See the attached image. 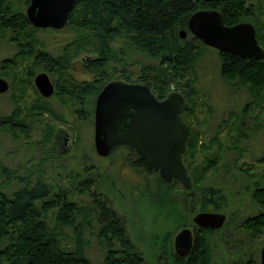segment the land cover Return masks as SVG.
Segmentation results:
<instances>
[{"label":"trees","instance_id":"16d2710c","mask_svg":"<svg viewBox=\"0 0 264 264\" xmlns=\"http://www.w3.org/2000/svg\"><path fill=\"white\" fill-rule=\"evenodd\" d=\"M28 4L29 0H0V37H8L15 47L12 57L2 59L1 73L2 69L11 68L19 60L25 75L12 96L16 103L14 109L7 116L0 113L1 128L17 138L19 133L27 132L28 115L35 117L46 113L62 120L47 101L38 96L28 105L18 106L17 103L25 99H22L25 88L36 93L32 82L37 70L58 77L54 95L62 100L67 97L69 102L76 100V113L84 119L93 118L96 96L111 80L145 84L157 99L171 91L179 92L183 97L180 115L188 125V137L181 155L190 178L188 189L176 180L162 181L157 172L137 158L128 145H118L110 154L121 147L127 154V166L142 174L144 185L126 186L129 192L144 198L143 211L154 215L164 212V221L171 222L169 229L161 231L164 225L158 226L161 232L151 235L154 253L163 259L156 260L155 264H212L213 253L219 249L223 251L222 246L227 247L230 242L221 233V227L229 220L219 228L191 224L192 242L185 256L176 255L170 243L174 228L184 227L192 213L226 209L229 194L224 192L225 183L205 185L202 182L208 172H217L220 165L226 172L229 167L236 169L235 160L230 165L221 164L219 147L215 148V135L207 141L198 139L195 64L203 52V44L188 32L186 21L198 9H214L219 12L224 25L250 22L255 30V39L264 51V6H259V0H74L65 26L54 30L34 27L25 14ZM181 29L185 31L184 37L179 36ZM61 30L70 38L57 54L49 52L36 36L42 31ZM67 30L69 32H65ZM117 48L121 55L126 50L137 51L152 63L137 69L129 68L126 58L114 57ZM88 52H93L94 56L90 57ZM216 54L221 79L231 88H243L258 103L264 90V57L248 59L217 50ZM73 59L81 61L88 79L72 81L69 69ZM113 61L116 64H112ZM23 112L29 113L24 116ZM230 116L234 120L229 122L234 125L238 118L232 112L227 119ZM239 124L232 128L228 123L227 131H236L235 135H230L229 147L241 151L238 140L246 136ZM53 133L50 129L48 134L52 137ZM258 162L263 163L264 156ZM243 165L247 163H240L238 170L241 171ZM4 168L0 164L1 177L4 176ZM255 174L247 176L251 178L248 187L250 199L257 211L238 220L234 226L248 242L257 238L264 241V179ZM74 177L78 182L67 186L37 178L33 183L26 181L8 192L2 189L0 182V264H92L84 251L83 224L80 222V218L89 219L87 211L97 225L103 264H144L139 244L128 234L120 205L110 202L100 187L94 186L88 178L79 182L78 176ZM74 194L88 195V205L74 200ZM132 207L137 211L134 202ZM65 228H69L71 233L65 232ZM239 248L240 244L233 251H226L227 257H221L219 261L228 258L235 264H257L246 250L240 251Z\"/></svg>","mask_w":264,"mask_h":264},{"label":"rangeland","instance_id":"374dc122","mask_svg":"<svg viewBox=\"0 0 264 264\" xmlns=\"http://www.w3.org/2000/svg\"><path fill=\"white\" fill-rule=\"evenodd\" d=\"M259 6H264V0H259ZM262 18L264 20V15ZM63 32L64 30L48 33L42 31L38 32L36 36L44 42L49 52L57 54L67 39L70 38ZM114 51V57L126 58L130 63L128 67L132 69H137L151 62L137 51L126 50L122 55L118 48ZM14 53L15 47L8 41V37H0V63L2 59L12 57ZM88 53H90V57L94 56L93 52ZM29 62L30 60H27V63ZM21 64L17 60L11 68L2 69V73L0 64V77L8 83V89L0 93V113L3 116L9 115L16 105L12 96L16 94V88L20 86V79H25ZM112 64L116 63L113 61ZM71 66L69 71L72 81L81 82L89 78L83 70L80 60L73 59ZM39 72L41 71L37 70L36 74ZM47 74L53 82L59 81L56 75L53 77L49 73ZM195 76V86L198 91V107L195 111L199 122V126H197L199 129L198 139L207 141L215 135L217 138L215 148L219 147L221 164L223 162L230 165L234 160L236 161L234 165L236 169L229 167L226 172V169L220 165L217 172H208L207 178L202 182L205 185L224 182V192L229 194L226 209L219 211L225 215L223 223L229 220L228 224L221 227V233L230 242L228 246L226 244L227 247L222 246L223 251L219 249L218 252L213 253L212 264H235L228 258L222 262L219 260L226 256V251H233L239 247V244L241 246L240 251L246 250V253L251 255L252 260L260 264L259 255L260 248L264 245L263 239L257 238L254 242H248L241 232L234 229V226L238 220L253 215L257 211L250 199V190H248L250 188L248 187L251 178L247 175L256 173V176L259 174L264 179V162H258V159L264 156V90L262 91V99L255 103L243 88H231L219 76L216 50L204 44L203 52L195 64ZM27 89L25 88V94L22 97L25 99L17 103L19 107L28 105L38 96L42 100H46L55 111V115L62 120L50 117L46 113L35 117L28 115L29 118H26L27 132L19 133L17 138H13L7 129L0 126V164L6 169L3 171L4 176H0L2 189L8 192L26 181L33 183L37 178L61 186L78 182L74 176H78L79 182L88 178L94 183V186L100 187L101 193L110 202L120 205L119 210L128 228V234L132 240L139 244L143 263L155 264L156 260H163L157 253H154L155 247L151 243V235L169 229L171 222L164 221V212L155 215L147 214L143 211L145 209L144 198L138 197L134 192H129L126 184L129 187L136 184L141 186L144 185L145 181L142 174L132 171L127 166V154L121 147L106 157H101L95 152L93 118L84 119L77 115L75 109L78 104L75 102L76 100L69 102L66 100L67 97L62 100L54 95L55 93L49 97H43L36 88V93L31 88ZM64 102L67 104H62ZM231 112L238 118L234 125L231 124L234 118L230 116L227 119V115ZM28 113L23 112L22 114L25 116ZM228 123L232 128L241 123L239 127L246 136L238 140V147L241 151L238 148L229 147L230 135H235L236 131L232 129L231 132H228ZM50 129L54 131L52 137L48 134ZM212 145L214 146V144ZM243 162L247 165H243V169L240 171L237 167ZM249 166L253 167L248 168ZM136 190L139 189L136 188ZM72 197L84 205H88L90 201L88 195L84 194H74ZM136 199L138 200L136 201ZM131 202L137 206V211L132 210ZM194 213L188 216L184 227L192 229L191 217ZM86 215L89 219L87 217L85 219L80 218V222L83 224L81 227L85 239V254L92 264H103V252L97 237L96 222H92L88 211ZM49 218L52 222L51 214ZM158 226H163L161 231ZM180 228L175 227L171 233V247L173 236ZM64 231L71 233L69 228H65ZM245 258L244 256L243 260Z\"/></svg>","mask_w":264,"mask_h":264},{"label":"water","instance_id":"95a60500","mask_svg":"<svg viewBox=\"0 0 264 264\" xmlns=\"http://www.w3.org/2000/svg\"><path fill=\"white\" fill-rule=\"evenodd\" d=\"M74 0H29L25 14L37 28L61 29L65 26ZM188 32L202 44L248 59H261L264 51L255 39L253 25L241 21L224 25L219 12L198 9L186 21ZM185 31L179 30L184 37ZM34 86L43 97L53 94L54 86L46 72L34 76ZM8 83L0 77V93ZM183 97L171 91L157 99L149 87L121 80L108 81L95 99L93 110V143L95 152L106 157L118 145H128L135 156L144 160L164 182L176 180L185 189L190 178L181 161L188 137V125L180 112ZM264 129V126H263ZM225 215L218 211H199L191 217L193 225L219 228ZM192 229L181 227L173 236V251L185 256L191 246ZM260 264H264V245L260 248Z\"/></svg>","mask_w":264,"mask_h":264},{"label":"flooded vegetation","instance_id":"af4514ba","mask_svg":"<svg viewBox=\"0 0 264 264\" xmlns=\"http://www.w3.org/2000/svg\"><path fill=\"white\" fill-rule=\"evenodd\" d=\"M51 80V79H50ZM52 81V80H51ZM52 83H53V86H54V91H53V94H54V92H55V82H53L52 81Z\"/></svg>","mask_w":264,"mask_h":264}]
</instances>
